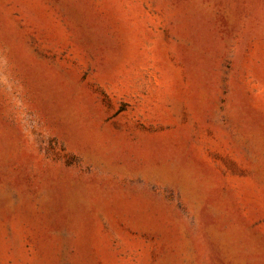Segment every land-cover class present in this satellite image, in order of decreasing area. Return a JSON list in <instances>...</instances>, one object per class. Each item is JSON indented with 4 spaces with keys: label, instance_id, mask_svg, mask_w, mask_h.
I'll use <instances>...</instances> for the list:
<instances>
[{
    "label": "rangeland",
    "instance_id": "rangeland-1",
    "mask_svg": "<svg viewBox=\"0 0 264 264\" xmlns=\"http://www.w3.org/2000/svg\"><path fill=\"white\" fill-rule=\"evenodd\" d=\"M0 264H264V0H0Z\"/></svg>",
    "mask_w": 264,
    "mask_h": 264
}]
</instances>
